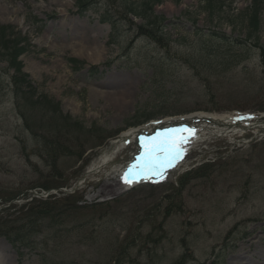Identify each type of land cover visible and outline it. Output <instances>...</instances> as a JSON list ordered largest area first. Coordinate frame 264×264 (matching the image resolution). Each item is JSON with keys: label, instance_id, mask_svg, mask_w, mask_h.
I'll use <instances>...</instances> for the list:
<instances>
[{"label": "rangeland", "instance_id": "374dc122", "mask_svg": "<svg viewBox=\"0 0 264 264\" xmlns=\"http://www.w3.org/2000/svg\"><path fill=\"white\" fill-rule=\"evenodd\" d=\"M82 1L93 6L81 14ZM127 3L0 0V26L27 39L32 85L13 89L23 77L0 61V203L23 204L0 214V264H264V129L210 135L161 178L96 195L103 154L126 131L264 113L262 50L211 35L246 39L251 0H161L139 18ZM138 111L153 116L131 125Z\"/></svg>", "mask_w": 264, "mask_h": 264}, {"label": "bare ground", "instance_id": "6f19581e", "mask_svg": "<svg viewBox=\"0 0 264 264\" xmlns=\"http://www.w3.org/2000/svg\"><path fill=\"white\" fill-rule=\"evenodd\" d=\"M75 29L79 30V27L74 26ZM83 40L90 41L91 39L88 36H82ZM95 41V39H92ZM79 45V53L81 55L94 53V48L92 44L78 43ZM73 48V47H72ZM96 50V49H95ZM99 52L100 50H96ZM91 53V54H92ZM239 119V122H238ZM170 122H180V124H187L190 130L184 136L186 137V144H190L196 141L205 140L207 135L213 136H223L230 137L234 134H242L248 131L251 128L259 127L258 123L248 121L240 118L235 113L233 114H209L205 112H197L190 115L175 117V118H167L164 119L160 124L156 125L155 122H151L147 125L142 126L141 128H134L129 131L124 132L120 137H118V141H114L112 143L111 149H106V152L103 154V162L98 167L100 169L107 168L112 169L108 177H105L103 181L97 185V189L95 190L96 195H101L105 193H111L117 191V189L121 188V185H129L131 183H125L123 179V175L134 165H137V155L139 149L144 145V136L146 133L151 132V130L155 129V127H163L166 126ZM236 123V125H234ZM197 130V131H195ZM206 134H203L204 131ZM199 132H202L199 134ZM197 133V134H196ZM185 144V143H183ZM145 174H152L151 172H143ZM147 178V176H146ZM132 183L135 181L131 179ZM0 252L3 253V248L1 247ZM4 256L2 257V259ZM261 259L260 257L256 260ZM236 264H248L244 259L242 263Z\"/></svg>", "mask_w": 264, "mask_h": 264}, {"label": "trees", "instance_id": "16d2710c", "mask_svg": "<svg viewBox=\"0 0 264 264\" xmlns=\"http://www.w3.org/2000/svg\"><path fill=\"white\" fill-rule=\"evenodd\" d=\"M127 1H128L127 3L128 7H131V5H134V7H136V9H133L129 12L138 18L141 17V13L139 12L141 6H145L148 7L149 9H152L156 3L161 2V0H140L138 2H135L133 0H127ZM263 2L264 0H253L251 6L247 10L248 32L246 39L240 40V39L229 38L226 37V35H220L214 32L212 33V35L227 45H237L243 49L247 48L249 45L256 46L257 48L262 50V58L264 60V43L261 42V37L259 35L260 14L263 9ZM254 38L256 39V41H252V39ZM25 44H26L25 40L22 37H20L18 33L14 32V30L11 27L3 26V25L0 26V56H4L5 60L3 61H6L9 67L14 71L12 75L13 83L15 76L23 77V79L20 82H18L16 85H13L14 89L18 88L19 83L20 84L25 83L27 87L29 88L31 87L29 80H27L26 76L22 72L21 69L22 67L20 61L18 60V57L25 51V47H24ZM240 60L241 59H239L238 61ZM70 62L77 63L78 61L75 59H70ZM143 117L145 120H147L149 117H151V115L146 114V116L144 115ZM140 122L141 120H136L134 121L133 124H137Z\"/></svg>", "mask_w": 264, "mask_h": 264}, {"label": "snow or ice", "instance_id": "6c2138e0", "mask_svg": "<svg viewBox=\"0 0 264 264\" xmlns=\"http://www.w3.org/2000/svg\"><path fill=\"white\" fill-rule=\"evenodd\" d=\"M189 131L188 129L165 130L164 133L146 141L142 162L134 165L124 174V182L132 183L130 177L138 176L143 172L163 176L167 167L173 166V161L181 156V146L186 140L183 134Z\"/></svg>", "mask_w": 264, "mask_h": 264}]
</instances>
